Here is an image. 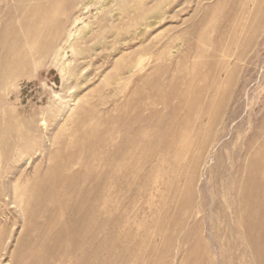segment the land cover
<instances>
[{"label":"rangeland","instance_id":"374dc122","mask_svg":"<svg viewBox=\"0 0 264 264\" xmlns=\"http://www.w3.org/2000/svg\"><path fill=\"white\" fill-rule=\"evenodd\" d=\"M244 1L0 0V264H264Z\"/></svg>","mask_w":264,"mask_h":264},{"label":"bare ground","instance_id":"6f19581e","mask_svg":"<svg viewBox=\"0 0 264 264\" xmlns=\"http://www.w3.org/2000/svg\"><path fill=\"white\" fill-rule=\"evenodd\" d=\"M250 3L255 5V9L253 11H250V10L248 11V9H249L248 5ZM261 3L264 4V0H245L242 3V6L240 8V10H241L240 13L242 12V14H241L242 18H241V22L239 25L240 35L238 37H240V38L244 37L245 38L242 40V43H245L244 46L246 47V49H247V47L251 46V40L248 37H245L246 34H249V31L251 32V30H255L257 33L259 28L264 24V12L262 11V9L260 7L262 5ZM251 16H253V18H256V21L254 22L255 24L253 23L252 26L250 28H248L246 23L248 22L247 20ZM232 20L233 19L231 17V22H232ZM234 24H236V19L233 21V25ZM234 29H235V27H234ZM234 29H232V31H234ZM229 35L231 36L230 33H229ZM15 54H14V58L16 59L17 56ZM10 68L16 72L20 71L18 69V67H15V66H11ZM88 148H90V147H88ZM252 170L257 173L260 180H258L257 182H254L253 180H249L247 182V185H245L246 187H244V188L238 184L237 189L245 190V194L242 197L243 201L240 202L237 199L235 205L240 207L241 210H245V211L253 214L254 217L252 219H247L244 221V227H245L246 235L252 236L251 237L252 239L259 241L264 246V165H263V163H258V162H257V164L255 163V165H253ZM252 170H251V172H252ZM252 188H254V189L252 192H250L249 190H251ZM253 229H254V231H253ZM258 250H259V248H258ZM258 250H257V252L260 253ZM263 259H264V257H263Z\"/></svg>","mask_w":264,"mask_h":264}]
</instances>
